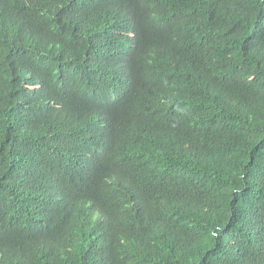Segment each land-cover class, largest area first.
I'll return each mask as SVG.
<instances>
[{
    "label": "trees",
    "instance_id": "1",
    "mask_svg": "<svg viewBox=\"0 0 264 264\" xmlns=\"http://www.w3.org/2000/svg\"><path fill=\"white\" fill-rule=\"evenodd\" d=\"M0 264H264V0H0Z\"/></svg>",
    "mask_w": 264,
    "mask_h": 264
}]
</instances>
